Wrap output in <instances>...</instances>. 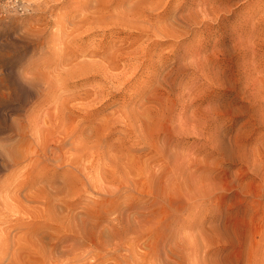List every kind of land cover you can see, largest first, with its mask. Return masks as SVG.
Instances as JSON below:
<instances>
[{
  "label": "rangeland",
  "instance_id": "obj_1",
  "mask_svg": "<svg viewBox=\"0 0 264 264\" xmlns=\"http://www.w3.org/2000/svg\"><path fill=\"white\" fill-rule=\"evenodd\" d=\"M263 250L264 0H35L0 19V264Z\"/></svg>",
  "mask_w": 264,
  "mask_h": 264
},
{
  "label": "clouds",
  "instance_id": "obj_2",
  "mask_svg": "<svg viewBox=\"0 0 264 264\" xmlns=\"http://www.w3.org/2000/svg\"><path fill=\"white\" fill-rule=\"evenodd\" d=\"M34 4L35 0H0V19L30 15Z\"/></svg>",
  "mask_w": 264,
  "mask_h": 264
},
{
  "label": "bare ground",
  "instance_id": "obj_3",
  "mask_svg": "<svg viewBox=\"0 0 264 264\" xmlns=\"http://www.w3.org/2000/svg\"><path fill=\"white\" fill-rule=\"evenodd\" d=\"M260 262H261V261L259 260V262H257V263L254 262V263H255V264H260ZM254 263H253V264H254ZM262 264H264V250H263V261H262Z\"/></svg>",
  "mask_w": 264,
  "mask_h": 264
}]
</instances>
